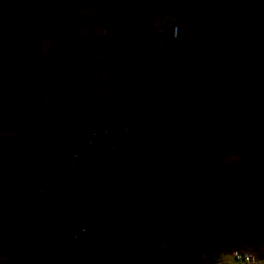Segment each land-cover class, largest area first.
<instances>
[{
  "label": "crops",
  "instance_id": "0c3cea01",
  "mask_svg": "<svg viewBox=\"0 0 264 264\" xmlns=\"http://www.w3.org/2000/svg\"><path fill=\"white\" fill-rule=\"evenodd\" d=\"M126 1L0 0L9 18L1 25L0 160L16 179H0V264H49L70 241L79 222L77 193L99 162L96 149L77 137L81 128L119 125L135 107L166 108L173 96L183 93L175 47L188 46L190 26L198 18H186L178 40L157 49L164 61H158L155 73L148 69L149 64L155 66L152 51L128 54L129 30L120 20ZM241 1L233 5L235 13L213 10L210 20L235 21ZM34 54L53 58V78L24 89L16 70ZM262 98L264 50L248 83L208 113L241 121L233 99L239 106L255 107ZM245 140L256 157L264 156V141L257 136ZM202 143L208 150L225 149L223 142ZM73 151L79 155L73 157ZM228 154L232 152L222 157ZM201 159L215 163V158L198 157L197 165ZM219 187L215 184L214 195L223 190ZM204 252L203 238L195 237L193 264ZM144 264L158 263L149 255Z\"/></svg>",
  "mask_w": 264,
  "mask_h": 264
},
{
  "label": "trees",
  "instance_id": "16d2710c",
  "mask_svg": "<svg viewBox=\"0 0 264 264\" xmlns=\"http://www.w3.org/2000/svg\"><path fill=\"white\" fill-rule=\"evenodd\" d=\"M235 2L127 0L124 4L120 20L129 30L131 56L151 51L154 44L152 37L129 27L126 15L134 22L139 14L178 10L185 19L198 18L190 26L188 46L175 47L184 75L183 93L173 96L166 108L146 107L152 118L150 128L126 141L108 168L96 167L77 193L91 229L103 243L114 242L128 264H144L149 255L158 264H193L197 235L212 258L227 257L238 249L264 259V213L253 208L219 211L213 186L196 163L198 157L219 160L228 151H252L246 137L237 133L245 124L208 113L248 83L264 50V0L251 10V20L245 24L240 16L235 21L210 20L213 10L226 16L235 13ZM203 15L206 18L199 20ZM152 61L155 66L149 64L148 69L157 73L158 61L164 58L155 53ZM53 65V58L34 54L16 72L28 89L51 82ZM257 137L264 141V125ZM204 140L221 141L225 149L208 150ZM257 165L264 189V157Z\"/></svg>",
  "mask_w": 264,
  "mask_h": 264
},
{
  "label": "built area",
  "instance_id": "2783aa9c",
  "mask_svg": "<svg viewBox=\"0 0 264 264\" xmlns=\"http://www.w3.org/2000/svg\"><path fill=\"white\" fill-rule=\"evenodd\" d=\"M263 0H242L237 10L245 24L251 18L250 12L254 7L260 6ZM184 14L178 10L159 12L155 14H139L134 22L127 17V23L132 30L141 32L152 37L153 44L157 48H164L168 41L178 40L181 28L184 25ZM9 22L8 16L0 9V62L3 59V38L1 25ZM152 124L149 111L142 107H135L129 111L125 121L119 125L105 122L94 128H81L77 137L82 143L93 147L99 158L98 168L106 169L110 166L111 160L121 146L138 133L148 130ZM79 154L72 152L73 157ZM0 179L16 181L13 174L0 160ZM258 193L251 192L241 200V209H251L255 196ZM248 200L250 203H247ZM219 207V204L216 203ZM233 201L232 206H236ZM257 210L256 208H253ZM79 222L76 229L71 233L68 244L57 250L54 259L50 264H128L121 249L114 243H103L91 229L88 214L79 207ZM31 248L29 251H32ZM264 264V259L257 258L251 251L233 250L227 257L217 259L206 252L202 253L195 264Z\"/></svg>",
  "mask_w": 264,
  "mask_h": 264
},
{
  "label": "rangeland",
  "instance_id": "374dc122",
  "mask_svg": "<svg viewBox=\"0 0 264 264\" xmlns=\"http://www.w3.org/2000/svg\"><path fill=\"white\" fill-rule=\"evenodd\" d=\"M240 15L241 13L239 14V16ZM170 42L173 41H168L167 43L169 44ZM157 49L158 48L155 47V45H152L151 51L154 54L157 52ZM235 99L239 100L237 98ZM241 99L242 100L244 99L243 100L244 102L246 101L245 100L246 98H243L242 96ZM233 103L240 108V113H241L240 119L241 122L245 124V126L242 127V130L237 131V133L242 137L257 136L259 127L261 125H264V98L256 100L257 104L255 105V107H253V105L252 107H250L249 103H246L244 106H239L238 101H235L234 99H233ZM214 142H219V144L222 143L221 141H214ZM228 152L231 153L230 151ZM256 156L257 155L252 149V151L249 154H228L224 157H221L219 160H215V163L212 164L211 163L207 164L204 159H201L202 162L198 164L201 167L200 170L201 176L206 181H209L213 186V188L215 187V184L217 186L223 187L222 191L215 194V197H217L216 202L218 204H220V200L222 199L225 193V189L229 179H233V178L240 179L245 181L249 185H252L251 186L252 191L258 193V195L255 196L256 200L253 202L254 205L252 208H256L258 211L264 213V189L261 179L259 177V170L257 165L258 159L263 158L264 156L263 157L261 156L256 157ZM225 161H233L236 162V164L233 167L231 166L228 167V164H223ZM224 165L227 166L225 167ZM243 170L245 171V174L242 173ZM246 177H249L250 180L249 181L246 180ZM196 237L202 238L201 235H197Z\"/></svg>",
  "mask_w": 264,
  "mask_h": 264
},
{
  "label": "water",
  "instance_id": "95a60500",
  "mask_svg": "<svg viewBox=\"0 0 264 264\" xmlns=\"http://www.w3.org/2000/svg\"><path fill=\"white\" fill-rule=\"evenodd\" d=\"M252 192V188L245 181L240 179H229L225 193L219 204V211L229 212L243 208L241 200L246 198ZM233 201H236V206H232ZM247 203H250L248 200Z\"/></svg>",
  "mask_w": 264,
  "mask_h": 264
},
{
  "label": "bare ground",
  "instance_id": "6f19581e",
  "mask_svg": "<svg viewBox=\"0 0 264 264\" xmlns=\"http://www.w3.org/2000/svg\"><path fill=\"white\" fill-rule=\"evenodd\" d=\"M223 164H228V167H230V166L233 167V166H235L236 162H233V161H225ZM224 166L226 167L227 165H224ZM250 186H252V185H250Z\"/></svg>",
  "mask_w": 264,
  "mask_h": 264
}]
</instances>
